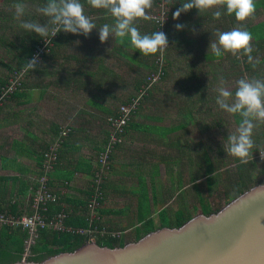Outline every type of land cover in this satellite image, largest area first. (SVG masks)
I'll list each match as a JSON object with an SVG mask.
<instances>
[{"label": "rangeland", "instance_id": "374dc122", "mask_svg": "<svg viewBox=\"0 0 264 264\" xmlns=\"http://www.w3.org/2000/svg\"><path fill=\"white\" fill-rule=\"evenodd\" d=\"M2 1L3 0H0V10L4 14L13 13L12 18L9 21L0 18V24L3 23V26L7 21L12 27H14V31L0 27V76H9V70L14 69L15 67L14 54L16 52V47L12 45L11 42H13V44H19V42L15 40V34L17 35L21 30H25L19 26V21L15 18L14 8L11 5H4L5 3H2ZM26 4L28 5V10L24 17L25 20H34L41 23H45L42 20H48L45 17L44 19L40 16L36 17L33 7L30 6L29 3ZM156 10L155 7H152V11ZM149 13L151 17L156 16L153 12ZM159 13L162 14L161 10L157 13L158 17L160 16ZM90 17L94 19L97 16L91 15ZM261 20H264L263 12L255 18V21ZM183 23L187 22L184 21ZM71 35V33H67V37L65 36V39L67 38V40L63 42L59 50L55 49L56 52L54 55H50L49 53L42 59L39 64L42 68L41 71L36 70L31 74V79H33L31 81L32 83H39L43 86L52 83L47 86V90L42 97L40 96L41 90H33L31 97L34 102L35 99H40L42 105V109L38 112L41 113L40 119L43 117V119L47 121L55 120L61 126L65 125V128H67L66 125L75 126L76 124L85 123V126H89L90 124H103L104 127L108 129L105 119H109L110 116L108 117V114L101 107H98V105L110 107L112 109L118 107L122 101L126 100L129 94H134L136 92V79L143 78L148 71L144 67H139L137 64L129 65L125 59H120L118 61L114 58L108 57L106 54L109 52L108 49H111L112 42L110 44V41L108 40L101 44L98 31L95 29L87 36V38H70ZM213 41L216 40L212 39L211 42ZM209 44L204 45V47L202 46L203 52H211L210 49L208 50ZM90 50H92V53L96 55V57L105 59L104 64L108 70L111 69L109 71H112L115 76H110L108 72L104 77L109 78L111 81L103 83L102 85L99 84L100 80L98 78L91 81V78L87 77V84L83 86H81L82 80H79L78 83H75L77 84L76 86H71L72 89L66 87L67 83L65 80L68 78V74L66 73L68 68L66 67L71 66L70 69L75 70L74 68L77 65L73 62L66 61V58L62 55L73 52L78 53L79 55H84L89 53ZM127 50L130 53H133L132 50ZM174 52L175 51L171 49L168 51L171 55L169 57V61H171L169 79L156 85L155 99L147 102L148 104L143 106V110L140 111L141 113L135 115L133 118L134 121L146 122L151 125H173L174 123H184L185 127L183 130L172 132L171 134L175 135L174 142L177 143L179 148H184L185 143L188 141L191 143L190 150H187V153L189 154L186 155L187 153L184 152L183 154L186 155V157L181 160H176L175 162L173 160H168L167 163H163L162 155H154L152 158V161L158 166V174L156 176L152 175L151 177L150 184H152V187H157L158 189L159 186L164 185L169 188L173 185L175 188L179 180L180 183L186 187V190L181 193H173L175 194L174 197L171 196L172 199L170 198L167 205V212L170 217L166 218L168 224H171V221L176 220L174 216L177 210L182 211L183 214H196L201 210L203 204H207L211 209L217 210L225 205L229 197L236 194L233 186L230 185V180L225 177L226 174L224 169L219 172V175L216 178H214L215 181L213 180L211 182L210 187H207V180L204 176L205 168L203 167L206 163L204 162L203 143L201 141L203 140L207 142L210 148L209 155L215 162L228 163V166L232 169L236 167L233 161L235 157L226 152V146L227 135L236 129L239 124L237 121L240 120V118L239 116H233L223 112L215 104L216 92L214 89L217 83V78L223 76L225 80L229 82V86L231 87L234 85V81L241 76L264 75V65L254 70L253 73L243 72V74H241L242 66L235 65L232 62L233 56L229 53H225L220 60L216 58L204 61L198 50L195 51V49H193L189 55L181 54L179 51ZM58 68L60 70H65L62 72L59 71L54 75ZM70 84H74V82ZM39 88L41 89L42 87ZM53 95L54 98L52 97ZM88 99L95 102L97 105L87 103ZM174 103H181L182 108L174 109L172 107L174 106ZM81 108L86 110L87 113H79ZM188 110L191 111L193 117L191 120H187L183 117V114L187 113ZM145 114H150L153 117L162 116L165 118V121H158L156 119L149 120L144 116ZM79 115L81 116L78 118ZM80 126L81 125H79V127ZM91 131L95 134L89 132V137L90 135L92 137L94 134V140H97L96 137L100 138V136L97 135V133L101 132L99 128L95 132L92 125ZM179 136L180 138H177ZM253 139L255 141L254 149H261L260 152H262V149L264 148L263 127L259 126L254 129ZM138 140L140 144L141 142L146 143L143 138ZM178 147L172 148V152L170 153H172V155L180 154ZM219 149L221 150L220 152ZM155 151L157 153H163L162 144L157 145ZM96 152L97 151H94V153ZM260 152L252 155V158H250L254 161L255 166L250 168L249 171H245L239 179L240 182H245L244 185L253 184L255 182H264V158H261ZM98 156L99 155H97V158ZM123 159L126 161V158ZM247 163L239 164L247 169ZM101 164L103 165V162H101ZM169 168H171L170 173H168ZM139 170L141 171V169ZM134 171L135 169H133V172ZM162 171H164L163 174L161 173ZM145 176L146 179L149 178L147 174H145ZM191 177L199 178L196 179V182H193L191 181ZM131 182L129 183L130 186L137 185L136 181H134V184ZM228 183L229 187L227 188ZM146 186L148 189L150 188L148 183ZM125 187L127 188L126 183ZM35 191L36 189L34 191L30 189V192L25 196V202H30L31 198L34 197V194L37 192ZM227 194L229 197H226ZM128 195L129 194H118L112 196L110 199H107L108 201L106 200V203L103 201L100 207H120L123 204L125 205V200ZM169 195V193L166 194V196ZM120 232H122V238L123 235L133 234L134 227H128L126 230H120ZM93 240H95V237H93Z\"/></svg>", "mask_w": 264, "mask_h": 264}, {"label": "trees", "instance_id": "16d2710c", "mask_svg": "<svg viewBox=\"0 0 264 264\" xmlns=\"http://www.w3.org/2000/svg\"><path fill=\"white\" fill-rule=\"evenodd\" d=\"M15 2L16 0H3L2 1V3H5L4 5H11V6ZM23 2L29 3L30 6L33 7L34 14L36 17L37 16L43 17L39 15L38 13H36L35 9L38 6H43L46 3V0H23ZM81 2L84 3L85 5L86 15H88L89 17L91 15L97 16L93 19V21L97 25V28L102 26L104 23L113 24L115 22L114 18L111 17V15L106 10L91 8L87 4L86 0H81ZM183 2L184 0H165V3H163V5L165 6V20L162 22V20L160 19L161 13H159L160 15L159 17L157 14L158 11L160 12V10H162V5H161L162 0H153V7H155V9L157 10L152 11V9H150L149 12H153V14H156V16L155 17L150 16V19L148 20L138 19L135 23L142 34L151 35L153 32H156L158 30L164 32L168 38V48L164 49L163 51L157 52L156 54H153V55L145 56L142 53H140L138 49H135L134 47L131 46L128 38H125V43L123 45L119 43V38H115V37L113 39L111 37L109 38L110 44L112 42V46H111V49H108L109 52L106 54L108 57L114 58L118 61L120 59H125L129 63V65L137 64L139 67H144L145 69H147L148 73L146 74V76L140 79L138 78L136 79V85H135L136 92L140 89V87L143 84L147 82V77L150 75V73L155 72L158 69L159 63L161 64V69H162L163 74L160 76L159 80L154 82V84L147 90L146 94L143 96V98L140 101L139 108L135 115L141 113L140 111L143 110L144 105L148 104L147 102L155 99V89L157 88L156 85L165 81L166 79H169L170 72H171L170 70L171 61H169V57L171 55L170 53H168V51L170 49L174 50L175 52L179 51V53L186 54V55L187 54L189 55L192 52V50L195 49V51L198 50L200 56H202V60L204 61H208V60L216 59V58L220 60L223 58V56L215 57L211 52H208V51L203 52L202 46L204 47V45L209 44V42H211L212 39L217 40L216 32L218 30L219 31H229L232 28L242 24L253 35L252 43H253V47L256 49L253 55L259 56L261 60L264 61V20L255 21V18L258 17L261 12L264 13V0H255L256 12L254 16L243 22L237 21L234 14L231 16L225 14V15H222L219 20H216L213 18L212 13L216 11L217 9H209V10L199 13L198 10L195 8L189 10L186 13H182L181 16L177 20H173L172 18L173 12H175V10L178 7H180ZM220 10L222 12L224 11L223 9H220ZM12 16H13V13L4 14L0 10V18L2 20L4 19V20L9 21L12 18ZM42 21L47 23V21L45 20H42ZM184 21L187 23H183ZM177 23H183L188 27H185L183 30L177 31L174 27V25ZM2 24H0L1 28H7L11 31H14V27H12L7 21L4 26ZM21 31L17 35L15 34V40H17L19 44H13V42H11V44L16 47V52L14 54L15 67L14 69L9 70V76L8 75L0 76V88L8 82V79L10 78V76L15 75L21 69L24 68L26 61L31 59L34 49L40 44V41L43 39L35 33L32 34L27 31H22V32ZM65 36L67 37V33H65L63 30L58 32L57 35L52 39L53 45L49 47V50L45 52L39 60L42 61V59L45 56H47L49 53L50 55H54L56 52L55 49L59 50L63 42L67 40V38L65 39ZM76 37L87 38L83 35H73V34L71 35L70 38H76ZM68 39H69V36H68ZM127 49L132 50L133 53H130ZM62 56H64L66 58V61L68 62L74 60L77 65L74 68L75 70L70 69L71 66L66 67L68 68V70H66V73L68 74V78L65 80V82L67 83L66 87L71 88L72 85L76 86L77 84L75 83H78L79 80H82L81 86H83L87 84V81H86L87 77H90L91 81L98 78L100 80L99 84L102 85L103 83H107L111 81L109 78L104 77V75H106L108 72L110 76H115L112 73V71H109L111 69L108 70V68L104 64L105 59L96 57V55L92 53V50H90L89 53L84 54L82 56H78L74 53L63 54ZM232 62L235 65L242 66L241 74H243V72L244 73L254 72L251 66L246 63V58H243V57L237 58L233 56ZM36 70L41 71L42 70L41 65H38ZM36 70L24 72L21 78V81L19 83V86L16 87L14 91L10 94V97L8 98L6 103L9 100L20 95L21 93L20 91L23 88L33 86V84L30 85V83H28L29 80L27 81L26 79L27 78L29 79L30 74H32ZM64 70L65 69L60 70L58 68L56 72L54 73V75L58 73L59 71L62 72ZM72 82H74V84H70ZM49 84H52V83H48L44 86L41 84L40 85L38 84L37 86H40L45 90L47 86H49ZM136 92L134 94L132 93L129 94L126 100L122 101L121 104L129 103L131 99L135 96ZM52 97L54 98V95ZM87 103L91 105L96 104L95 102H92L90 99L87 100ZM98 107H101L108 114V117H109V116H116L119 106L113 109L110 107H104V106H99V105ZM79 113L83 114V113H87V111L81 108ZM80 116L81 115H79L78 118ZM144 116L149 120L156 119L158 121H164V118L162 116L153 117L150 114H145ZM183 117H185L187 120L189 119L191 120L193 118L191 115V111L189 110L187 111V113L183 114ZM105 120L108 125L107 136L104 139L103 146L100 148L97 155H100V153L105 150V146L109 142V136H110V132L112 128L110 125L111 121H109L108 118ZM237 122L239 123L240 120H238ZM51 123H52L51 128L54 134L51 140L43 146V149L39 154L40 155V164H39L40 170H39L38 176L43 173L41 168L43 166L46 153L50 152V148L54 144H57V148L55 150V154L57 155V160H56V163L54 164L53 169L47 174L48 175V185L50 186L51 192L57 195V200L53 202H48L46 204V208L40 209V212L44 216H46L47 220L58 215L60 212H65L66 216L63 218V223L67 227L87 228L90 226V223H91V225H97L100 228L105 227L108 230H112L108 226H106L101 219L102 212H104L102 207H97L95 209L96 217H94L92 222H90L88 202L92 194V189L94 188V185H95L93 180L91 181L89 190L87 192V197L85 198V200H81V201L70 202L71 201L70 199H64L62 197V193L54 189L51 186L52 175L58 163L60 162V155H62L64 147H66L69 144V141H70L71 136L73 135V132L80 129V127H75L73 125L72 126L66 125L67 128H65V125L61 126L60 124L55 123L54 121ZM260 126L264 128V125H260ZM184 127H185L184 123H181V122L171 127H168V126L165 127L164 125H154V126L149 125L148 126L146 124H142L137 121L135 122L132 119L128 123V125L125 127V131H124V134H122V137H124L125 133L129 129L140 130V131H143L144 133L146 132H149L150 134L153 133L155 137H153L149 142H154L155 145L157 146L159 144H162L164 139H167L170 133L182 130L184 129ZM62 131H65L66 133L62 134ZM201 142L203 143V151H204L203 157H204V162L206 163V165H204L203 167L205 168L204 176L207 180L206 181L207 187H210L211 182L213 180L215 181L214 178H216L219 175V172H221L223 169L225 170L224 171L226 174L225 177L228 180H230V185L233 186L234 190L236 191V194L234 196L229 197L228 194L226 195V197H229L227 201H229L236 195L243 192L245 189H248L249 187L257 183L255 182L253 184L244 185L245 182L239 181V179L241 178L242 174L245 171H249L250 168H253L255 166L254 161L250 159L247 163L248 168L245 169L244 167H242V165L239 164L240 161L237 158H234L233 161L236 167L232 169L228 166V163H223V162L220 163L217 161L215 162L213 158H211L209 155L210 148L207 142L203 140ZM120 144L121 142L117 143L115 147L113 148V150L109 153L110 155L109 162H108L109 169L106 171V173H104L105 176H103V180L100 183V188L103 193V198L102 200H100V204H102L103 201L105 200V188L107 187L106 180L111 170L112 157H113L114 151L116 150L117 147H119ZM190 148H191L190 142H186L184 148L178 147V149L182 153L183 152L187 153V150L189 151ZM220 151L221 150L219 149V152ZM260 151L261 149H253V155L257 154ZM188 154L189 153H187L186 155ZM98 170H99V164L97 161L96 167L93 171L92 179H94L95 173ZM195 178L197 179L199 177H191V180H194ZM37 187H38V184H37V178H36L35 187L33 191ZM228 187H229V183L227 184V188ZM141 196L142 198L138 200L139 202L138 203L139 204L138 222L140 223V225L136 229L137 230L136 239L142 236L143 234L151 230H154L156 228L153 220L150 218H147L145 214L146 209H145L144 204L146 203V199L148 197L147 192H142ZM32 202H33V197L30 200L28 208L25 211H22V210H18V207H17L18 204L16 202H12L9 200L6 202L7 204L0 205V212L1 213L2 212L11 213L16 216H21L23 214L31 215L34 212V208L32 207ZM201 211H203L205 214H208L214 211V209H211L207 204H203V206L201 207ZM191 216H192L191 214H183L182 211L177 210L175 214L176 220L171 221V224H168L166 221L167 215H166V212L164 211L160 213V220H161L160 226H178L182 224L184 221H186L187 219H189ZM28 237H29L28 231L19 226L18 227H12L8 225L0 226V264H5V263H10L13 261L21 260L24 255L25 248H26L25 241L28 239ZM88 240H90L89 235L83 234V233H77V232H71V231H61V230L52 229L51 227L39 228L37 232V237L29 245L28 259L34 260V261H40L58 252L72 251L75 248L79 247L80 245L86 243ZM95 241L101 245H107L110 247L117 246V245L121 246L124 243L122 239L108 236V235H99L98 233L95 234Z\"/></svg>", "mask_w": 264, "mask_h": 264}, {"label": "crops", "instance_id": "0c3cea01", "mask_svg": "<svg viewBox=\"0 0 264 264\" xmlns=\"http://www.w3.org/2000/svg\"><path fill=\"white\" fill-rule=\"evenodd\" d=\"M69 62L76 65L74 60ZM31 77L30 74L29 79L26 80H29L28 83L33 84V86L23 88L20 95L9 100L0 109V205L7 204L6 202L10 200L16 202L18 210L22 211H25L29 206L30 202H25V196L30 192V189L33 191L39 174V154L54 134L51 122L57 123L55 120H44L43 117L40 119L41 113H38L42 109L40 99H35L34 102L31 93L33 90H41L40 96L42 97L47 89H40V86H37L39 83L31 82L33 80ZM172 107L181 109L182 105L181 103H174ZM139 123L151 125L146 122ZM79 125H81L80 129L73 132L69 144L64 147L63 153L60 155V162L55 168L51 182V186L60 191L64 199H70V202L85 200L87 197L97 154L103 146L108 130L103 124L85 126V123H82L75 126L79 127ZM92 125L95 132L98 128L101 131L97 133L100 136V138L96 137L97 140H94L95 133L91 131ZM173 125L164 124L165 127ZM89 132L94 133L92 137L90 135L91 138L88 135ZM174 136L170 133L167 139L162 142L163 153H157L155 151L156 145H153L155 143L149 142L155 137L153 133L129 129L119 147L114 151L111 170L106 180L104 203L108 198L110 199L118 194H129V198L127 197L125 205L123 204L120 207H102L104 211L102 212V221L110 229L118 231L133 226V234L122 236L121 239L124 243L136 240V229L140 225L138 222V200L142 198V192H147L148 195L144 204L145 214L147 218L153 220L157 228L160 226V213L165 211L167 217H169L167 205L171 196L174 197L175 194L173 193H181L186 190L185 185L181 184L180 180L175 188L173 185H169L171 186L169 188L161 185L157 189V187L154 188L150 184L152 175L156 176L158 174V166L152 161L154 155H162L163 163H167L168 160L175 162L186 157L183 154L184 152L182 153L180 150L179 153L183 155H172L170 153L172 148L177 147ZM140 138L145 139L146 143L141 142L140 144L138 140ZM177 138H180V136ZM94 151L97 152L94 153ZM123 158H126V161ZM133 169H135L134 172ZM170 171L171 168H169L168 173ZM161 173L163 174L164 171ZM145 174L149 176V180L146 179ZM194 180L191 181L196 182ZM134 181L137 182V185L130 186L129 183L134 184ZM147 183L150 185L149 189L146 186ZM168 193L170 195L166 196Z\"/></svg>", "mask_w": 264, "mask_h": 264}, {"label": "clouds", "instance_id": "9594fccd", "mask_svg": "<svg viewBox=\"0 0 264 264\" xmlns=\"http://www.w3.org/2000/svg\"><path fill=\"white\" fill-rule=\"evenodd\" d=\"M86 2L91 8L106 10L115 22L104 23L97 28L93 19L85 14V5L81 0H46V3L36 7L35 11L48 18L47 23L25 20L28 5L23 0H16L12 7L19 26L41 38L54 37L61 30L87 37L95 29L98 31L101 44L107 42L110 37L112 39L115 37L119 38V43L123 45L125 38H128L131 46L145 56L168 48V38L164 32L158 30L151 35L142 34L135 24L138 19H150L149 10L153 7V0H86ZM193 8L199 13L217 9L212 13L214 19L219 20L222 15L234 14L237 21L243 22L254 16L256 3L255 0H184L173 12V20H177L182 13ZM174 27L180 31L186 25L177 23ZM216 36L217 40L210 42L208 47L215 57L229 53L237 58H246V63L253 70L264 64L259 56L253 55L256 51L252 43L253 35L242 24L229 31L218 30ZM40 63L39 57L34 55L26 61L23 70L34 71ZM214 91L215 104L218 108L240 118L236 129L227 135L226 152L237 158L241 164L247 163L252 158L255 148L253 131L264 125V75L241 76L231 87L223 76H219Z\"/></svg>", "mask_w": 264, "mask_h": 264}, {"label": "water", "instance_id": "95a60500", "mask_svg": "<svg viewBox=\"0 0 264 264\" xmlns=\"http://www.w3.org/2000/svg\"><path fill=\"white\" fill-rule=\"evenodd\" d=\"M5 264H264V182L208 214L178 226H160L123 245L88 240L40 261Z\"/></svg>", "mask_w": 264, "mask_h": 264}, {"label": "built area", "instance_id": "2783aa9c", "mask_svg": "<svg viewBox=\"0 0 264 264\" xmlns=\"http://www.w3.org/2000/svg\"><path fill=\"white\" fill-rule=\"evenodd\" d=\"M165 0H162V14L160 19L162 22L165 20V6L163 5ZM55 37V36H54ZM54 37H47L43 38L40 41V44L34 49V52L31 58L34 55H37L39 59L41 56L49 50V47L53 45L52 39ZM24 69V68H23ZM21 69L15 75L10 76L8 82L0 88V108L6 103L10 94L14 91L16 87L19 86L21 78L24 74V70ZM161 64L159 63L158 69L155 72L150 73L147 77V82L143 84L140 89L136 92L135 96L131 99L129 103L120 104L118 107V111L116 116H110L109 121L111 125V132L109 136V142L105 146V150L100 153L97 158L99 164V170L95 173L93 182L95 183L94 188L92 189V194L90 196L88 202L89 208V219L90 222L96 217L95 209L100 207V200L103 198V193L100 188V183L103 180L104 173L109 169V153L113 150L117 143L123 141L122 134H124L125 127L128 123L134 118L139 105L140 101L143 96L146 94L147 90L159 80L160 76L162 75ZM65 131H62V134H65ZM57 148V144H54L50 148V152L46 153L45 160L43 162V166L41 170L43 173L37 177V184L38 187L36 188V194H34L32 207L34 208L33 214H23L21 216H16L11 213H1L0 212V226L8 225L12 227H21L26 229L29 233L28 239L25 241L26 248L22 258H26L29 255V245L33 242V240L37 237V232L39 228L44 227H51L52 229L61 230V231H71L77 233L87 234L90 237V240H93L95 234L99 235H108L116 238H121V233L118 230H108L105 227H98L97 225H91L87 228H72L67 227L63 223V218L66 216L65 212H60L58 215L54 216L53 218L47 220L46 216H44L40 209H45L46 204L48 202H53L57 200V195L51 192L50 186L48 185V172H50L54 164L57 160V155L55 154V150ZM261 158L264 157V150L260 153ZM103 162V165L101 164Z\"/></svg>", "mask_w": 264, "mask_h": 264}]
</instances>
